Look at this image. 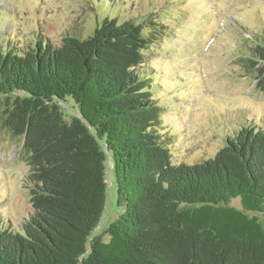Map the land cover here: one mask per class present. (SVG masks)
Here are the masks:
<instances>
[{"label": "trees", "instance_id": "trees-1", "mask_svg": "<svg viewBox=\"0 0 264 264\" xmlns=\"http://www.w3.org/2000/svg\"><path fill=\"white\" fill-rule=\"evenodd\" d=\"M146 36L142 23L105 19L58 48L0 47V119L21 138L33 208L22 234L0 230V264H264V224L246 213L264 211V132L244 126L213 159L173 166L134 72ZM237 62L264 94V34ZM110 165L121 215L106 242L93 233Z\"/></svg>", "mask_w": 264, "mask_h": 264}, {"label": "rangeland", "instance_id": "rangeland-1", "mask_svg": "<svg viewBox=\"0 0 264 264\" xmlns=\"http://www.w3.org/2000/svg\"><path fill=\"white\" fill-rule=\"evenodd\" d=\"M105 19L144 27L148 44L134 72L159 106L156 128L173 166L213 159L244 126L264 132V94L237 62L247 40L264 34V0H0V47L20 54L45 40L58 48L66 37L85 39ZM62 107L67 120L77 112L71 99ZM21 146L0 119V230L22 234L33 208ZM112 169L93 233L106 242L121 215ZM230 205L243 210L240 199ZM246 213L264 224V211Z\"/></svg>", "mask_w": 264, "mask_h": 264}, {"label": "water", "instance_id": "water-1", "mask_svg": "<svg viewBox=\"0 0 264 264\" xmlns=\"http://www.w3.org/2000/svg\"><path fill=\"white\" fill-rule=\"evenodd\" d=\"M30 217H31V216H29V218H28V219H30Z\"/></svg>", "mask_w": 264, "mask_h": 264}]
</instances>
